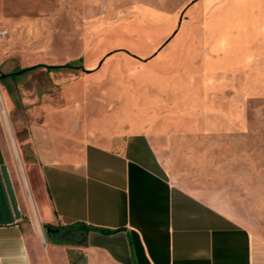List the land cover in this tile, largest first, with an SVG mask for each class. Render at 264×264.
<instances>
[{
    "label": "rangeland",
    "instance_id": "rangeland-1",
    "mask_svg": "<svg viewBox=\"0 0 264 264\" xmlns=\"http://www.w3.org/2000/svg\"><path fill=\"white\" fill-rule=\"evenodd\" d=\"M48 115L167 134L176 177L264 236V0H0V126L24 164Z\"/></svg>",
    "mask_w": 264,
    "mask_h": 264
},
{
    "label": "crops",
    "instance_id": "crops-1",
    "mask_svg": "<svg viewBox=\"0 0 264 264\" xmlns=\"http://www.w3.org/2000/svg\"><path fill=\"white\" fill-rule=\"evenodd\" d=\"M121 125L45 116L27 127L26 164L0 126V264H264V236L176 177L167 134ZM47 225L92 230L54 244Z\"/></svg>",
    "mask_w": 264,
    "mask_h": 264
},
{
    "label": "trees",
    "instance_id": "trees-1",
    "mask_svg": "<svg viewBox=\"0 0 264 264\" xmlns=\"http://www.w3.org/2000/svg\"><path fill=\"white\" fill-rule=\"evenodd\" d=\"M43 68L48 72L81 69V67L76 66L75 63H66L65 65L53 66V67L35 66L26 69V71L21 75H26L31 71H35L37 69H43ZM9 77L13 78L14 80L17 79L16 78L17 76L12 77L10 75L6 76L5 78H9ZM5 78L3 80H5ZM5 86L7 91L10 92L11 88L9 87V85L6 83ZM45 228L50 241L54 244H83L84 233H86L89 230H92L90 227H86L85 225H70L65 227H53L47 225Z\"/></svg>",
    "mask_w": 264,
    "mask_h": 264
},
{
    "label": "water",
    "instance_id": "water-1",
    "mask_svg": "<svg viewBox=\"0 0 264 264\" xmlns=\"http://www.w3.org/2000/svg\"><path fill=\"white\" fill-rule=\"evenodd\" d=\"M102 62H100V65H101ZM28 69V68H27ZM26 71V69L24 70H20V71H16V72H12V73H9L7 75H1V79H4L6 76H12V77H15V76H18V75H21L22 73H24Z\"/></svg>",
    "mask_w": 264,
    "mask_h": 264
}]
</instances>
